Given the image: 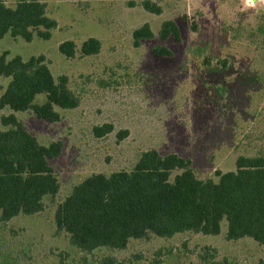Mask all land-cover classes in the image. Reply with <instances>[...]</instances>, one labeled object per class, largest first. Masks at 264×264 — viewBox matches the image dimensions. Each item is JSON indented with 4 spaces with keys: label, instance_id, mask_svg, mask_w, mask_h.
<instances>
[{
    "label": "rangeland",
    "instance_id": "obj_1",
    "mask_svg": "<svg viewBox=\"0 0 264 264\" xmlns=\"http://www.w3.org/2000/svg\"><path fill=\"white\" fill-rule=\"evenodd\" d=\"M3 1L14 6L17 0ZM39 1L57 22L50 37L34 32L27 41L7 33L0 54L42 55L56 79L67 76L79 103L56 107L60 119L54 122L14 112L40 143L62 142L60 154L49 159L60 186L40 212L0 221V264H106L107 258L111 264H264L262 245L250 237L226 238L225 219L217 235L149 234L124 249L89 252L71 245L54 222L57 204L74 185L93 173L130 171L147 149L188 158L198 178L214 181L216 172L235 170L238 155H264V0H151L159 14L144 9L142 0ZM165 19L177 23L180 42L159 38ZM143 23L154 37L135 46L132 31ZM89 37L101 45L85 55L80 47ZM64 40L75 43L73 57L58 50ZM155 45L167 46L172 56L154 54ZM8 81L0 76V94ZM9 112L4 107L0 116ZM104 123L113 130L95 136L92 128ZM123 130L127 135L119 137Z\"/></svg>",
    "mask_w": 264,
    "mask_h": 264
},
{
    "label": "trees",
    "instance_id": "obj_2",
    "mask_svg": "<svg viewBox=\"0 0 264 264\" xmlns=\"http://www.w3.org/2000/svg\"><path fill=\"white\" fill-rule=\"evenodd\" d=\"M141 5L149 12L161 13V7L151 0H142ZM56 25L44 2L17 0L8 6L0 0V38L9 33L30 41L35 32L47 39ZM158 36L181 41L173 19L161 22ZM153 37L148 23L132 31L135 46ZM100 45L97 38L89 37L81 43L80 51L94 54ZM58 50L73 57L76 45L64 40ZM152 51L160 57L173 54L165 45H155ZM0 76L9 78L0 94V109L11 110L0 116V221L6 222L19 214L40 212L43 200L53 199L60 186L49 159L60 154L62 142L40 143L14 112L30 111L38 119L54 122L60 119L56 107L74 108L79 100L69 89L67 76L56 79L42 55L24 60L19 55L8 58L3 52ZM41 94L44 99L38 102L36 97ZM112 130L110 123L92 128L98 137ZM127 133L123 130L118 136ZM190 165V159L176 153L161 155L156 149H147L130 171L93 173L57 204L56 230L64 231L71 245L89 252L99 247L124 249L130 239L149 234L172 237L193 231L217 235L225 219L227 239L250 237L264 247V155H238L235 170L216 172L217 181L198 178ZM174 170L180 172L171 179ZM105 261L113 262L111 258Z\"/></svg>",
    "mask_w": 264,
    "mask_h": 264
},
{
    "label": "crops",
    "instance_id": "obj_3",
    "mask_svg": "<svg viewBox=\"0 0 264 264\" xmlns=\"http://www.w3.org/2000/svg\"><path fill=\"white\" fill-rule=\"evenodd\" d=\"M255 1H258V0H250V2H249V0H245V2L248 4H254Z\"/></svg>",
    "mask_w": 264,
    "mask_h": 264
},
{
    "label": "clouds",
    "instance_id": "obj_4",
    "mask_svg": "<svg viewBox=\"0 0 264 264\" xmlns=\"http://www.w3.org/2000/svg\"><path fill=\"white\" fill-rule=\"evenodd\" d=\"M249 2H250V0H249Z\"/></svg>",
    "mask_w": 264,
    "mask_h": 264
}]
</instances>
